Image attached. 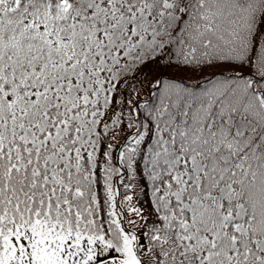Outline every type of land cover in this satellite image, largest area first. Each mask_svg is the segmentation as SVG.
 Here are the masks:
<instances>
[{"label": "snow or ice", "instance_id": "obj_1", "mask_svg": "<svg viewBox=\"0 0 264 264\" xmlns=\"http://www.w3.org/2000/svg\"><path fill=\"white\" fill-rule=\"evenodd\" d=\"M0 264H264V0H0Z\"/></svg>", "mask_w": 264, "mask_h": 264}, {"label": "trees", "instance_id": "obj_2", "mask_svg": "<svg viewBox=\"0 0 264 264\" xmlns=\"http://www.w3.org/2000/svg\"><path fill=\"white\" fill-rule=\"evenodd\" d=\"M142 98H147L146 97V90H145V93H142Z\"/></svg>", "mask_w": 264, "mask_h": 264}]
</instances>
